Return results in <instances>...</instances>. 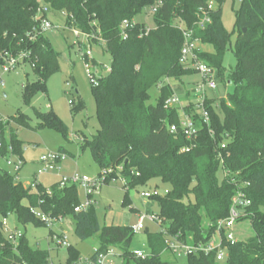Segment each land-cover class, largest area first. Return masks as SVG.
Returning a JSON list of instances; mask_svg holds the SVG:
<instances>
[{"label": "trees", "instance_id": "1", "mask_svg": "<svg viewBox=\"0 0 264 264\" xmlns=\"http://www.w3.org/2000/svg\"><path fill=\"white\" fill-rule=\"evenodd\" d=\"M42 2L51 12L65 14L67 27L86 36L88 45L95 43L110 56L102 76L94 73L93 59L85 58L96 81L90 83L99 129L91 138L82 133L78 137L82 148L89 150L98 166V176L103 170H110L103 185L113 180L123 181V206L130 204L131 190L149 181L159 180L169 187L164 195L149 198L158 204V216L167 225L166 234L150 233L145 227L150 256L137 258L130 250L135 235L132 227L100 228L94 205L75 212L80 205L75 185L60 187L56 182L46 189L38 184L32 190L3 170H0V218L13 215L17 225L25 228L26 225L46 227L33 210L51 218L69 217L79 240L99 234L93 259L111 248L122 264H166L159 259L167 250L166 235L190 246L204 245L213 239L217 223L228 216L237 190V185L231 182L233 178L249 183L246 193L251 205L246 209L247 216L240 221L248 220L254 235L233 244L223 242L227 253L224 260L226 264H264V0H240L235 11L233 45L231 35L222 25L225 0ZM210 2L215 5L212 11L207 10ZM39 5L38 0H0V54L27 53L24 62L37 77L22 88L28 106L36 95L47 94V80L59 71L61 58L34 19ZM145 8L152 11L156 8L154 28L146 29L137 23L122 27L124 21L133 23ZM205 14L210 23L199 29L197 22ZM181 26L191 30L200 43L213 47L214 53H200L199 57L215 69L218 81L232 86L225 100L205 101L213 136L195 114L192 104L185 111L194 113L197 134L187 139L181 131L170 132V126L178 125L179 113L177 109L165 108V101L173 95L165 81L182 84L184 78L196 75L179 63L184 42ZM226 52L235 58L234 67L228 71L223 66ZM153 88L159 91L155 105L149 104V91ZM81 107L83 102L79 101L72 111ZM33 111L38 121L34 129L52 128L67 139L68 128L51 107L46 112L36 108ZM18 127L31 129L26 115L18 112L7 118L0 116V156L8 158L11 147L12 154L23 160ZM224 141L226 148L221 149ZM224 171L230 176L224 177ZM186 257L187 264L218 262L216 251ZM80 259L79 251L68 247L65 264H79ZM0 264H50V258L48 252L31 248L23 231L17 245L10 243L0 223Z\"/></svg>", "mask_w": 264, "mask_h": 264}, {"label": "rangeland", "instance_id": "2", "mask_svg": "<svg viewBox=\"0 0 264 264\" xmlns=\"http://www.w3.org/2000/svg\"><path fill=\"white\" fill-rule=\"evenodd\" d=\"M240 0H225L222 5V25L228 34L231 35V44H234L235 34L232 33L235 23V11L239 8ZM215 7V5H214ZM152 9H143L134 19V23L142 25L146 29L154 28ZM54 26L57 29L50 30L47 37L52 48L60 53L59 71L50 76L47 80V94H38L32 101L31 105H26L22 96V88L26 82L31 83L37 80L33 74L31 66L26 63H20L18 68L6 75H3L4 86L0 85V116L7 118L16 115L18 112L29 118L31 129L18 127L17 138L23 145V161L24 165L16 174L15 180L24 187H28L37 171L41 168L39 158L48 153L65 154V158L58 164L59 170H53L37 177V183L46 189L50 188L54 183L58 182L61 176H69L77 173L95 179L99 174V168L93 161L88 149L82 148V142L78 135L84 134L87 138H91L99 129V125L95 116V102L91 93V83L84 61L80 55L90 47L95 66L93 71L96 76L105 74L106 66L109 65L110 56L104 53L99 45L95 43L88 45L86 41L82 42V38H77L74 32L67 27L65 14L60 12H51L49 15ZM201 53L209 55L213 52L210 45L196 43ZM235 65V58L231 52H226L223 66L228 71ZM198 79L197 75H191L184 78L182 84L174 83L166 80L173 90L183 101L190 102V89ZM232 91V86H224L217 80V88L213 91H207L206 99L215 100L214 103L226 99L228 93ZM149 104L155 105L159 96L157 88L149 91ZM83 102V107L78 108L76 112L72 108ZM70 102H73L71 104ZM49 107L57 114L61 121L68 128L67 139L61 133L52 128L34 129L38 123L35 118L33 109L46 112ZM15 128V126H12ZM17 157H12L16 159ZM0 170L8 171L6 166V157L0 156ZM218 179H222L221 173H218ZM121 180L111 181L102 185L99 191L92 196L94 209L100 228L107 225H122L134 228L139 213L153 212L158 214V204L151 199H143L142 192L158 191L160 195H164L169 189L167 185L162 184L159 180L149 181L145 186L133 189L129 193L130 204L122 205L124 190ZM80 204L87 199L85 191L76 186ZM1 220V218H0ZM10 227L23 231L27 237L29 246L33 249L46 251L49 254L50 264H65L67 259L68 247L76 248L80 253L81 260H88L95 254L98 248V235L95 234L87 240H79L74 234V224L71 218L63 217L61 222L53 223L51 229L47 227H34L26 225L19 227L13 215L8 218ZM206 219L203 223L206 225ZM148 232L162 231L166 234L167 225L165 222L155 223L146 222ZM57 236L65 237L68 246L59 244ZM51 232V233H50ZM233 235L236 241H245L254 235L253 229L248 220L239 221L234 225ZM130 250L141 251L145 256H150V250L147 244V234L145 230L135 232ZM160 261L166 264H187L186 256H177L169 250H165ZM116 264H122L120 258L114 259ZM217 264H226L225 260L217 262Z\"/></svg>", "mask_w": 264, "mask_h": 264}, {"label": "built area", "instance_id": "3", "mask_svg": "<svg viewBox=\"0 0 264 264\" xmlns=\"http://www.w3.org/2000/svg\"><path fill=\"white\" fill-rule=\"evenodd\" d=\"M39 1V7L37 10V14L35 15V21L39 22L40 25V32L47 34L50 30L57 29L58 27L54 26L49 15L51 14V10L47 4ZM153 9V12H155ZM214 9V3L210 2L208 4L207 10L212 11ZM199 17V16H198ZM210 23V19L208 15H204L202 18L199 17L197 22V27L199 29H203L206 24ZM133 23H129L124 21L122 23L123 28H127L128 26H132ZM182 31V35L184 38L183 46L181 49V55L179 63L188 70H192L198 76V80L193 84V87L190 89V102H185L180 99V97L174 93L165 101V108H174L177 109L179 113V122L178 125L170 126L171 133H177L181 131L187 139L194 137L197 132L198 128L194 123L193 115L194 113H187L185 108L188 107L190 104L193 105L195 114H197L203 124L208 127L209 134L213 136L214 132L211 128V119L208 110L205 108V101L207 91H213L217 88V78H216V71L215 69L208 66L205 62H203L199 55L200 50L197 48L196 43L199 42L198 39L194 38L193 32L188 30L184 27H180ZM77 38H82V42L86 41V36L81 34L78 30L71 29ZM125 36V35H124ZM34 37H31L33 39ZM83 48V47H82ZM82 48H80V55L84 61L86 71L88 73L90 82L96 84L94 77L91 76V66L89 63L85 62L86 57H92V51L90 47L82 52ZM27 53L19 52L16 55H12L7 51H4L0 54V61H2L0 65V85L3 87L4 81L2 79L3 75L9 74L15 71L20 63L24 62V59L27 57ZM87 59V58H86ZM90 60V59H88ZM25 63V62H24ZM221 149L226 148V141H224L220 145ZM8 151L10 155L6 158V166L9 168V172L12 175L19 173L21 168L24 165V161L12 154V148L9 147ZM17 157L16 159H12V157ZM65 158V154L62 152L59 153H48L46 155H42L39 158V162L41 168L35 174L34 179L29 182L28 187L32 190H35L37 185V177L41 176L45 173H48L53 170H59L58 164L61 163ZM110 173V170L105 171L103 170L101 176H97L95 179L81 176L77 173L71 174L69 176H61L60 180L58 181L60 187L66 186H80L86 193L87 199L84 203L80 204L75 208V212L85 211L91 205H93L92 196L96 194L101 186L103 185L104 177ZM224 177L230 176V174L226 171L223 172ZM121 180V179H119ZM115 181V180H113ZM122 181V180H121ZM123 182V181H122ZM232 183L237 185V190L232 198L231 207L229 210V214L226 218L218 221L216 226V234L208 243L202 245L198 244L196 246H190L181 243L175 237H170L168 235L165 236V243L167 245V250L171 251L173 254L177 256H188L191 254L196 253H204L205 255L210 254L213 251H216V261H222L226 258V249L223 247V242L226 243H235L237 242L233 235V228L234 225L241 220V218L247 216L246 209L251 205V200L247 197L246 187L249 186L248 182H237L235 179H231ZM167 193V191H165ZM164 193V194H165ZM153 195H160L158 191L155 192H142L141 197L143 199H149ZM33 213L37 218L43 222L47 228L51 229L53 223L61 222L62 217L59 216L57 218H51L49 215H45L38 210H33ZM155 222L161 223V219L158 214L153 212L150 213H139L138 220L133 228L135 232H140L145 229L146 222ZM1 230L6 237V239L12 243L13 245H17L19 238L22 235V231L18 229H13L10 227L8 222V218L1 219ZM52 232V231H51ZM53 233V232H52ZM59 238V244L62 246H68L65 242V237L57 236V234L53 233ZM97 249H95V253ZM133 254L140 259H145V256L141 251L135 250ZM118 257V254L114 249H107L105 252L99 253L94 259L88 260H79V264H116L114 259Z\"/></svg>", "mask_w": 264, "mask_h": 264}, {"label": "crops", "instance_id": "4", "mask_svg": "<svg viewBox=\"0 0 264 264\" xmlns=\"http://www.w3.org/2000/svg\"><path fill=\"white\" fill-rule=\"evenodd\" d=\"M102 51H103V50H102ZM109 63H110V62H109ZM107 66H108V65H107ZM107 66H106V67H107ZM105 72H106V71H105ZM197 80H198V79H197ZM197 80H196V81H197ZM196 81H195V82H196ZM115 226H122V225H115ZM16 229H17V228H16Z\"/></svg>", "mask_w": 264, "mask_h": 264}]
</instances>
